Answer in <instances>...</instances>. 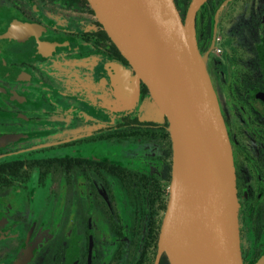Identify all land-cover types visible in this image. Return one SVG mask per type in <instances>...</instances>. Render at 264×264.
Listing matches in <instances>:
<instances>
[{
    "label": "flooded vegetation",
    "instance_id": "flooded-vegetation-1",
    "mask_svg": "<svg viewBox=\"0 0 264 264\" xmlns=\"http://www.w3.org/2000/svg\"><path fill=\"white\" fill-rule=\"evenodd\" d=\"M174 1L183 18L190 0ZM91 9L0 0V264L32 243L25 264H169L159 248L167 116L142 80L118 110L106 65L135 70ZM195 33L232 148L241 260L262 264L264 0H206Z\"/></svg>",
    "mask_w": 264,
    "mask_h": 264
},
{
    "label": "water",
    "instance_id": "water-1",
    "mask_svg": "<svg viewBox=\"0 0 264 264\" xmlns=\"http://www.w3.org/2000/svg\"><path fill=\"white\" fill-rule=\"evenodd\" d=\"M88 1L135 70L107 63L119 99L133 105L142 80L168 119L172 173L160 251L170 264H243L232 148L195 33L206 0H190L183 18L174 0ZM34 247L12 264H25Z\"/></svg>",
    "mask_w": 264,
    "mask_h": 264
},
{
    "label": "trees",
    "instance_id": "trees-1",
    "mask_svg": "<svg viewBox=\"0 0 264 264\" xmlns=\"http://www.w3.org/2000/svg\"><path fill=\"white\" fill-rule=\"evenodd\" d=\"M88 4V3H87ZM183 10L185 12L186 10V4L183 5ZM91 11L94 13L93 9H91ZM99 21V20H98ZM100 22V21H99ZM102 40H106L108 42L109 45L112 46V48L115 51V58L121 62L124 63H129V61L124 57V55L122 54L121 50L118 48V46L116 45V43L112 40V38L110 37V35L108 34V32L105 30V28L102 26ZM141 91L142 92H146L149 91V88L147 86V84L142 81L141 83ZM138 132H132L130 133V136H136L138 135ZM119 137H123L122 135H119ZM164 137H165V142H166V146H167V152H166V167H165V190H164V195H165V207L167 206V201H168V197H169V190H168V186L170 185V180H171V154H172V148H171V137H170V131L168 128V119L166 118V122H165V128H164ZM168 263V262H167ZM170 264V263H169ZM262 264H264V261L262 262Z\"/></svg>",
    "mask_w": 264,
    "mask_h": 264
},
{
    "label": "rangeland",
    "instance_id": "rangeland-1",
    "mask_svg": "<svg viewBox=\"0 0 264 264\" xmlns=\"http://www.w3.org/2000/svg\"><path fill=\"white\" fill-rule=\"evenodd\" d=\"M182 5V7H183V5L184 4H181ZM123 102L119 99L118 100V110H122L123 108H124V106H123V104H122ZM143 106H145L144 108V113H145V115H152V113H153V108H155V104H154V102L153 101H151V100H149L148 101V103H145ZM125 108H126V106H125ZM160 108L158 109V107L156 108V111H155V115L153 116V118H157V115H161V113H160ZM162 112V111H161Z\"/></svg>",
    "mask_w": 264,
    "mask_h": 264
}]
</instances>
